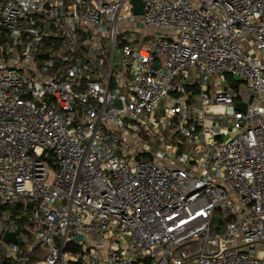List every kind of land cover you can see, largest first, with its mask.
<instances>
[{"label": "built area", "instance_id": "obj_1", "mask_svg": "<svg viewBox=\"0 0 264 264\" xmlns=\"http://www.w3.org/2000/svg\"><path fill=\"white\" fill-rule=\"evenodd\" d=\"M142 2L0 0V264H264V0Z\"/></svg>", "mask_w": 264, "mask_h": 264}, {"label": "water", "instance_id": "obj_2", "mask_svg": "<svg viewBox=\"0 0 264 264\" xmlns=\"http://www.w3.org/2000/svg\"><path fill=\"white\" fill-rule=\"evenodd\" d=\"M130 2L132 3L133 5V13L138 15V14H141L143 12V2L142 0H130ZM237 108L241 111H244L245 110V104L244 103H237L236 104ZM52 160V159H50ZM3 238L5 240H12L14 242H16V239L13 237V234H5L3 236ZM82 237L80 235L76 236V240H80Z\"/></svg>", "mask_w": 264, "mask_h": 264}, {"label": "rangeland", "instance_id": "obj_3", "mask_svg": "<svg viewBox=\"0 0 264 264\" xmlns=\"http://www.w3.org/2000/svg\"><path fill=\"white\" fill-rule=\"evenodd\" d=\"M130 36L128 35V33H125L124 34V38H126L127 40H129L130 38H129ZM137 37V36H136ZM129 38V39H128ZM138 38V37H137ZM140 39V38H139ZM141 41V40H140ZM105 44L106 45H108L109 44V42H108V40H106L105 41ZM119 55H120V47H116V49H115V56H116V58H118L119 57Z\"/></svg>", "mask_w": 264, "mask_h": 264}]
</instances>
